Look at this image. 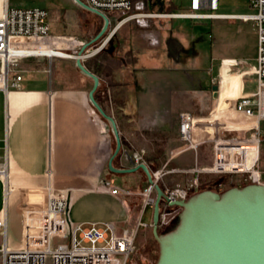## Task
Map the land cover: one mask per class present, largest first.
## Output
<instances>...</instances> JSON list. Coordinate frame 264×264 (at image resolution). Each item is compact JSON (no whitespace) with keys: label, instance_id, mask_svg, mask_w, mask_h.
<instances>
[{"label":"crops","instance_id":"crops-1","mask_svg":"<svg viewBox=\"0 0 264 264\" xmlns=\"http://www.w3.org/2000/svg\"><path fill=\"white\" fill-rule=\"evenodd\" d=\"M70 3L72 6L66 11H70L74 17L73 7L80 8L72 1ZM5 7L18 8L11 7L9 0H0V17ZM66 17L72 18L67 14ZM120 17L121 14L118 17L110 16L113 30L108 36V43L100 52L85 58L84 65L100 79L101 86L95 93L96 101L108 115L114 117L124 137L134 123H142L146 127L147 120L142 117L146 116L148 103L146 98L139 101L135 97L136 92L141 93L150 88L153 91L154 111L162 117V93L165 89L169 90L173 82L169 78L164 79L162 73L159 74L163 67V59L158 56L161 37L136 28L135 22L119 26ZM159 19L160 27L164 23L171 25L170 22H161L165 18ZM50 27L53 35L68 36L54 32L51 23ZM95 27L99 30L98 24ZM161 32L164 34L167 30ZM150 35L157 37L158 44H153ZM149 61L155 67L153 76L147 75ZM75 64L76 59L71 58L34 57L21 60L13 69L10 81L12 83L16 76H22L19 87L11 88L8 92L0 91V160L6 165V179L10 188L30 187L37 183L40 186L45 183L46 173L50 171L53 173L55 189L68 196V218L72 223L89 225L111 222L119 231L131 232L141 218L139 212L142 201L138 196H112L102 190V180L118 182L117 177L108 174L109 162L114 153L113 136L108 123L89 102L93 81L83 76ZM253 73L252 63L249 70L241 71V77L246 79L245 84L250 92L240 99L253 96ZM237 101L229 104L212 100L213 113L209 115L208 128L193 130L199 145L208 143L207 133H217L212 126L216 116H233ZM136 110L140 112L138 118L134 115ZM245 124L232 123L240 127L247 126ZM183 153L179 152L173 158ZM254 157L255 153L251 151L248 154L250 164ZM114 164L119 168L135 167L131 152L125 149L116 163L114 160ZM197 166L205 165L198 163ZM130 178L140 184L141 174H132ZM43 195L41 189H35L28 199L32 204L40 203ZM11 198L7 194V183L0 178V217L4 214L7 217V228L3 233L0 232V247L6 245L9 250L17 251L22 248L23 242L24 200L18 205V198L14 202ZM148 208L152 206L146 210ZM152 223L146 224L147 228L139 229L135 225L136 232L144 234L151 229ZM3 263L4 258L0 254V264Z\"/></svg>","mask_w":264,"mask_h":264},{"label":"rangeland","instance_id":"rangeland-1","mask_svg":"<svg viewBox=\"0 0 264 264\" xmlns=\"http://www.w3.org/2000/svg\"><path fill=\"white\" fill-rule=\"evenodd\" d=\"M71 1L9 0V3L11 7L46 9L54 32L64 33V35L74 37L79 41H83L82 39L93 40L98 35L97 31H99L95 29V26L98 24V28H102L103 20L76 7H73L75 15L72 17L70 11L68 13L66 11L69 6H72ZM132 1L135 8L143 13L155 15L191 13L190 0ZM218 13L244 15L251 14L253 11L250 9L247 0H220ZM66 14L72 18L69 19ZM112 15L118 17L120 14L114 13ZM160 20H145L148 25L145 28L137 22L134 25L138 29L140 28L150 33L153 32L157 37H161L158 56L163 59V67L162 70H159V74L161 75L162 73L163 78H169L173 84L172 87L168 85L171 88L169 90L165 89L162 93V117L154 111L155 103L151 96L153 91L150 88L141 93L136 92L135 97L139 101L146 98L148 103L147 110L145 109L146 116L142 117L143 120H147L145 122L146 127L142 123H134V126H130L128 135L123 137L120 134L122 148L119 155L115 158V163L124 153V149L131 152V160L135 155L142 157L152 172H163L158 184L164 191L174 188L185 189L196 177L199 178V193L212 191L220 196L234 188L241 189L250 185L264 186V142L262 143L260 161L257 167L261 174V184H257L250 175H219L210 173L214 164L213 141L217 139L218 133H213L212 136L206 134L208 143L198 146H193L192 142H183L179 134V116L181 113L187 111L195 112L198 118L195 121L194 130H206L208 128L209 115L213 111L212 100L216 103L226 102L233 104L238 99L246 97L245 95L250 92L245 84L246 79L241 77V71L249 70L251 63L255 62L256 25L251 22L245 23L243 21L222 19L165 18L161 22H170L171 25L167 26L164 23V26L160 27ZM112 30L113 26L109 28V32L103 39L107 38ZM164 30H167V32L163 34L161 31ZM172 43H177L180 46L178 60H174L170 54L169 48ZM150 62H148L147 75L153 76L156 73L155 67H152ZM214 86H218L219 90L214 92ZM166 110L169 113H166ZM139 113V110H136L134 115L138 118ZM194 139L196 140L195 137ZM113 147L115 150L116 142L114 137ZM183 150L187 151L173 158L175 154ZM198 163L206 167H198ZM114 166L119 168L115 164ZM183 170H199L200 173H195L197 174L196 176L192 172H180ZM108 172L114 178L117 177L118 182H112L110 179L102 181H109L122 190L128 191L131 193L130 196L140 197L142 201L139 212L140 219L144 224L149 225L153 221V206L143 210L145 194L150 188L146 175L139 171L141 179L140 184H137L130 178L132 174H115L110 172L109 169ZM38 184L23 188H10L11 193L9 195L10 198L12 197V202L16 201L14 200L15 198H18V205L23 200L22 204H26L29 194L35 189L40 190L41 185L39 186ZM150 198L156 200L154 188L151 191ZM181 214L182 211L174 218L160 224L159 234L163 237L175 234L181 224ZM139 220L135 223L136 226ZM135 225L129 232L132 235L137 234V239L135 250L128 264H158L160 247L153 237L152 227H150L149 231L140 235L136 232ZM116 230L120 235L125 232V230L119 231L117 226Z\"/></svg>","mask_w":264,"mask_h":264},{"label":"built area","instance_id":"built-area-1","mask_svg":"<svg viewBox=\"0 0 264 264\" xmlns=\"http://www.w3.org/2000/svg\"><path fill=\"white\" fill-rule=\"evenodd\" d=\"M89 7L106 14L108 17L120 13L118 25L131 22L139 23L143 28L149 19H222L251 22L257 29V54L254 65L253 96L238 100L233 107V116L219 114L214 118L213 128L217 130V140L213 141L214 164L213 174H230L252 176L257 184H261V174L257 170L260 161V151L264 142V0H247L251 14L235 15L220 14V0H191L190 12L187 14H148L137 10L132 0H82ZM110 18V17H109ZM153 44L158 41L150 35ZM109 38L89 47L84 53L85 58L100 52L108 43ZM89 42L79 41L74 37L53 35L49 23V13L43 8H9L5 7L0 17V91L8 92L17 89L22 76H16L11 83L10 74L23 59L34 57H58L46 53L50 47L66 54V57L77 59L80 50ZM177 43L170 45L174 50ZM180 48L177 51V59ZM173 56L172 52H170ZM175 58V57H174ZM211 111L210 115H212ZM195 112L181 113L179 116V134L183 142H192L194 124L197 119ZM245 122L247 126H233L234 122ZM212 128V127H211ZM211 135V133H207ZM189 150V149H187ZM183 150L181 152H186ZM253 151L255 157L252 164L248 154ZM135 165L145 164L142 157L132 158ZM183 173H200L199 170L181 171ZM158 183L163 172H152ZM6 165L0 160V178L5 181ZM195 176V177H196ZM53 173H46V181L40 186L44 192L41 202L32 204L28 197L22 207V248L9 250L6 245L0 247L4 258L3 264H128L134 250L137 234L125 231L117 233L114 223L76 224L68 218L69 199L66 194L58 192L53 186ZM153 187L147 190L143 210L153 206L155 200L150 198ZM102 190L112 196H130L126 190L115 186L109 181H102ZM167 200L161 204L159 225L174 218L183 209L175 203L188 201L199 193V178H194L185 189L174 188L164 191ZM7 194L8 189H7ZM151 227L153 224L150 225ZM147 228L141 219L137 224ZM7 228V217H0V232Z\"/></svg>","mask_w":264,"mask_h":264},{"label":"water","instance_id":"water-1","mask_svg":"<svg viewBox=\"0 0 264 264\" xmlns=\"http://www.w3.org/2000/svg\"><path fill=\"white\" fill-rule=\"evenodd\" d=\"M78 8L100 17L103 26L98 35L79 52L76 68L94 83L89 102L108 123L115 139L116 148L109 162V170L115 174H134L142 171L156 192L153 205V237L160 247L158 264H264V186L250 185L234 188L221 196L212 191L200 192L188 201L175 205L183 209L179 229L169 237L159 234L161 204L167 200L164 190L154 180L150 168L140 164L123 169L114 166L122 142L113 116L108 115L98 104L95 93L101 86L100 79L84 65L86 50L99 43L109 32L110 18L82 0H72ZM177 45L172 52L177 59ZM214 92L219 90L213 87Z\"/></svg>","mask_w":264,"mask_h":264},{"label":"bare ground","instance_id":"bare-ground-1","mask_svg":"<svg viewBox=\"0 0 264 264\" xmlns=\"http://www.w3.org/2000/svg\"><path fill=\"white\" fill-rule=\"evenodd\" d=\"M46 53H48L50 55H53V56H58V57L64 56V57H66L65 56L66 54H63V53L58 52V51H55V50L52 49V47H50L48 50H46ZM243 123H245V122L243 121ZM243 127H245V126H243ZM214 131L217 132V130H214ZM192 144H193V146H198L199 145L198 141L195 140L194 137H192ZM4 179H5V182L7 183L8 193L10 194V186L8 185V180L6 179V177Z\"/></svg>","mask_w":264,"mask_h":264},{"label":"trees","instance_id":"trees-1","mask_svg":"<svg viewBox=\"0 0 264 264\" xmlns=\"http://www.w3.org/2000/svg\"><path fill=\"white\" fill-rule=\"evenodd\" d=\"M100 30H101V28L99 29V32H100ZM99 32H98V33H99Z\"/></svg>","mask_w":264,"mask_h":264}]
</instances>
